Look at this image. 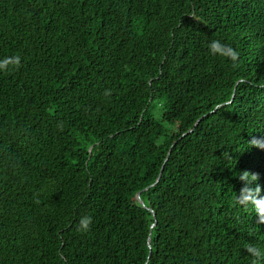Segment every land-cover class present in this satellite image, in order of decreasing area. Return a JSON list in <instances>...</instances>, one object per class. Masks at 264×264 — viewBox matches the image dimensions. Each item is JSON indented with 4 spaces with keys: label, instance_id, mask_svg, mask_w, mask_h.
Listing matches in <instances>:
<instances>
[{
    "label": "trees",
    "instance_id": "obj_1",
    "mask_svg": "<svg viewBox=\"0 0 264 264\" xmlns=\"http://www.w3.org/2000/svg\"><path fill=\"white\" fill-rule=\"evenodd\" d=\"M16 55L0 71V264H251L246 248L264 249L235 203L245 170L264 195L249 144L264 139V0H0V60Z\"/></svg>",
    "mask_w": 264,
    "mask_h": 264
},
{
    "label": "clouds",
    "instance_id": "obj_2",
    "mask_svg": "<svg viewBox=\"0 0 264 264\" xmlns=\"http://www.w3.org/2000/svg\"><path fill=\"white\" fill-rule=\"evenodd\" d=\"M209 50L213 55L218 54L229 59L232 62L231 66L233 68L239 66L240 53L230 45L221 44L220 41L213 40L209 44ZM9 66H13V68L18 70L21 67V57L16 55L0 60V71H9ZM257 86L264 90V83H259ZM105 95H111V92L106 91ZM249 144L250 147L264 149V139L253 137L249 140ZM229 158H231L230 154ZM238 178L243 182L244 186L237 196L235 203L245 207L251 205L256 212L257 223L264 224V195H261L262 188L258 183L255 187H252L253 183L259 180L258 174L245 170L239 173ZM91 223V217H82L79 222V230H89ZM246 251L251 257V264H264V249L255 245H249Z\"/></svg>",
    "mask_w": 264,
    "mask_h": 264
},
{
    "label": "water",
    "instance_id": "obj_3",
    "mask_svg": "<svg viewBox=\"0 0 264 264\" xmlns=\"http://www.w3.org/2000/svg\"><path fill=\"white\" fill-rule=\"evenodd\" d=\"M160 175V174H159ZM136 199L138 200V202H140L141 204H143L142 200L140 199L139 193L136 194ZM151 211V210H150ZM154 216V214H153ZM154 225V224H153ZM148 247L150 248V245L148 244Z\"/></svg>",
    "mask_w": 264,
    "mask_h": 264
}]
</instances>
